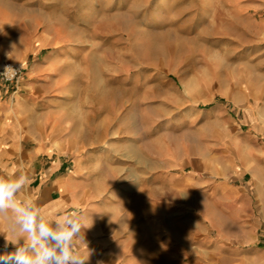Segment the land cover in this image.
<instances>
[{
  "label": "crops",
  "instance_id": "crops-1",
  "mask_svg": "<svg viewBox=\"0 0 264 264\" xmlns=\"http://www.w3.org/2000/svg\"><path fill=\"white\" fill-rule=\"evenodd\" d=\"M33 1L0 0V62L23 69L17 83L0 80V179L29 177L15 203L32 202L47 222L83 215L91 227L72 247L89 253L86 264H264V126L203 142L217 150L215 174L202 152L178 161L189 173L167 175L164 186L137 168L122 173L127 160L118 175L102 174L110 160L86 158L81 146H121L143 162L146 138L110 139L111 115L97 121L86 107L63 15ZM15 218L12 208L0 215V256L15 251L4 238Z\"/></svg>",
  "mask_w": 264,
  "mask_h": 264
},
{
  "label": "rangeland",
  "instance_id": "rangeland-1",
  "mask_svg": "<svg viewBox=\"0 0 264 264\" xmlns=\"http://www.w3.org/2000/svg\"><path fill=\"white\" fill-rule=\"evenodd\" d=\"M46 1L64 17V46L78 54L90 90L87 109L97 121L111 115L112 141L137 130L146 138L143 162L121 146H81L86 158L110 160L113 170L101 163L102 174H119L127 160L122 173L137 168L164 186L167 175L189 173L178 161L200 152L215 174L217 150L203 142L264 126V0L33 3Z\"/></svg>",
  "mask_w": 264,
  "mask_h": 264
},
{
  "label": "clouds",
  "instance_id": "clouds-1",
  "mask_svg": "<svg viewBox=\"0 0 264 264\" xmlns=\"http://www.w3.org/2000/svg\"><path fill=\"white\" fill-rule=\"evenodd\" d=\"M28 181L26 174L13 180L0 179V215L9 208L16 214L14 223L9 225L10 234H4L5 248L12 245L15 251L0 256V264H86L89 253L82 255L79 249L72 247V242L74 238L83 242L84 230L91 225L79 213L47 222L33 210L32 202L17 205L15 196Z\"/></svg>",
  "mask_w": 264,
  "mask_h": 264
},
{
  "label": "built area",
  "instance_id": "built-area-1",
  "mask_svg": "<svg viewBox=\"0 0 264 264\" xmlns=\"http://www.w3.org/2000/svg\"><path fill=\"white\" fill-rule=\"evenodd\" d=\"M23 75L21 65L13 60L0 62V80L5 84L17 83Z\"/></svg>",
  "mask_w": 264,
  "mask_h": 264
}]
</instances>
